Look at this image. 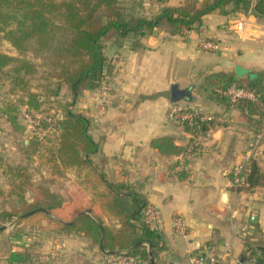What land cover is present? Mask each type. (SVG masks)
<instances>
[{
    "label": "crops",
    "instance_id": "obj_1",
    "mask_svg": "<svg viewBox=\"0 0 264 264\" xmlns=\"http://www.w3.org/2000/svg\"><path fill=\"white\" fill-rule=\"evenodd\" d=\"M184 1L169 0L168 4ZM239 17L247 20L241 36L230 25ZM203 41L218 42L220 49L206 50ZM140 42V47L132 49L126 42L111 40L104 50L114 67L108 81L110 89L106 93L101 88L84 90L74 107L89 118V134L108 159L103 170L109 180L138 187L145 200L160 211L162 240L153 255L155 264H188L190 253L212 247L221 257L219 264H236L244 256L245 241L264 247V136L253 159L260 177L254 184L246 183L235 190L230 172L258 132L252 114L236 102L219 98L215 93L219 83L211 76L222 73L250 80L264 73V18L250 11L221 14L216 10L203 17L198 30L170 35L155 28ZM173 85L188 89V97L173 102ZM99 104L104 107L101 114ZM173 105L194 107L212 120L209 131L196 139L198 148L189 153L185 151L192 144L191 134L167 116ZM4 133L12 138L2 137ZM162 136L171 137L175 146L185 150L162 153L152 147L151 140ZM0 140V151L8 146L7 151L0 152V162L6 160L7 166H17L9 157L17 132L3 116ZM21 156H27L24 149ZM183 156L187 176L181 179L171 167ZM77 172L73 166L65 176L56 178L53 190L62 197L63 207L95 205L103 225L120 228V223L107 218L99 202L78 182ZM25 199L32 201L26 194ZM86 210L92 214L87 207L80 214ZM177 217L184 222V232L174 227ZM44 235L40 252L51 253V259L49 254L45 256V264H102L106 255L101 244H92L82 232L57 230L49 238V234ZM225 245L230 249L228 255Z\"/></svg>",
    "mask_w": 264,
    "mask_h": 264
},
{
    "label": "trees",
    "instance_id": "obj_2",
    "mask_svg": "<svg viewBox=\"0 0 264 264\" xmlns=\"http://www.w3.org/2000/svg\"><path fill=\"white\" fill-rule=\"evenodd\" d=\"M155 1L159 3V8L155 14L147 17L129 11L119 0H0V31L4 38L19 54L29 49L42 53L49 65L44 78L54 83L51 87L47 86V92L33 90L29 87L28 76L37 71L34 63L1 51L0 79L2 71L9 68L10 81L19 91L24 92V100L20 101L24 106V115L33 120L36 116L34 114L42 111L44 96L59 97L56 103L60 112L56 117L49 116V120H53L52 125L43 127L60 132L56 145L52 147L54 150H46L48 141L44 137L45 130L37 125L36 130H31L25 146L28 158L37 155L52 161L55 172L61 175L64 169L77 167L78 182L99 202L107 218L116 219L120 223V228L103 225L95 205L73 207L69 221L75 219L86 207L91 209L92 214L82 213L72 224L69 221L53 222L59 228L82 232L92 244H101L104 250L125 251L147 260L148 264L149 247L155 255L161 248L162 240L161 229L151 227L146 220L145 210L150 204L140 194L138 187L108 179L103 170L108 159L102 154L99 143L89 134L88 116L72 109L84 90L100 89L109 81L114 67L111 59L105 55L103 40L112 38L116 43L126 42L135 49L141 46V37L155 28L164 29L170 35H182L185 31L198 30L203 17L216 10L221 14L250 11L264 18V0H202L200 4L196 0H185L178 5L168 4L169 0ZM11 64L12 67H9ZM211 77L218 81L217 88L220 89L234 83L255 91L256 97L253 100L242 99L236 104L254 116L256 131L259 132L264 117V79L243 80L222 73ZM63 88L69 101H65L61 95ZM215 93L219 98L228 100L227 96ZM18 113V106L9 101L0 105V116L8 118L15 128L20 127L24 131L26 127L18 125ZM201 116L202 113L197 112L190 120H180L192 136L190 143L209 131L212 120H203ZM150 144L162 153H181L185 150L175 146L173 139L168 136L154 138ZM177 164L178 161L171 169ZM185 165L176 173L181 179L187 176ZM25 170V166H7L11 184L6 196L11 198V203L20 205L22 210L4 212L1 216L22 214V220L36 216L49 218V214L60 216L62 197L52 192L44 182L36 185L30 183V176ZM259 177L256 163L251 160L246 183L254 184ZM26 188L34 192L30 202L25 199ZM245 246L251 249V255L257 263H264V247H254L247 241ZM28 256L27 252L11 251L6 262L25 264L29 260Z\"/></svg>",
    "mask_w": 264,
    "mask_h": 264
},
{
    "label": "rangeland",
    "instance_id": "obj_3",
    "mask_svg": "<svg viewBox=\"0 0 264 264\" xmlns=\"http://www.w3.org/2000/svg\"><path fill=\"white\" fill-rule=\"evenodd\" d=\"M121 2V5L128 9L129 11H132L136 14H142L144 16L150 17L153 14L156 13L155 8L159 6V3H157L155 0H119ZM198 1V0H196ZM112 38H108L103 40L104 47L111 41ZM221 46V45H220ZM0 51L3 53H6L11 56H17L23 59H27L34 63L36 66L37 71L33 73L32 75L28 76L29 81V87H31L33 90L37 91H45L47 86H52V83H54L52 80H45L46 71H49V65L47 64L48 60L45 58V56L42 53H38L33 51L32 49L27 50L24 53H20L11 45V43L4 38L3 32L0 31ZM13 64H11L9 67H12ZM8 69H5L2 71L1 79H0V105L5 103L6 101H9L13 103V105H17L19 109L18 113V125L26 127V130L21 131L20 127L15 128V131L17 132V140L14 143V152L10 149V163H17V166H25L28 167V171L25 170V173H27L28 177L30 176V183L33 185H36L40 182H44V184L47 185V187L54 192L53 188L56 186V178L60 176H65V173L68 171L69 168L64 169L63 174L61 173L57 174L55 172V166L53 165L52 161H46V159H42L41 157H38L37 155H34L35 157L28 158V156H24V158L21 156V150H25V144L23 143L24 139H29L31 130H36L38 127H46L48 125H52L53 120H49V116H55L60 111L58 110L57 106V99L56 98H49L50 96H44L42 98V101H44L42 108L40 112L37 114H34V120L26 117L24 115V106L21 105L22 100H24V92L19 91L16 87H14V84L12 81H10V74L8 72ZM14 88V89H13ZM63 99L65 101H69V97L67 95V92L65 89H62ZM81 96L77 99L76 104H78ZM73 111H76V108H72ZM83 113V112H82ZM30 119V120H29ZM30 126V127H29ZM45 130V138L47 139L48 143L46 144V150L51 149L56 145V141H58L59 134L57 130ZM42 134V133H41ZM7 133L2 134V137H7ZM12 137L8 136V139L10 140ZM1 141V140H0ZM14 142V141H13ZM12 142V143H13ZM1 143V142H0ZM8 146H2V150L7 151ZM54 150V148H52ZM0 151V152H1ZM7 153V152H6ZM48 154H46L47 157ZM7 156V158H9ZM12 159L15 161L13 162ZM7 161L3 160L0 162V264H7L6 260L9 256V253L12 251H20V252H27L30 256L29 262L26 261L25 264H44L46 259V255H48V258H50V252L48 253H42L40 252L41 244L44 245L43 241H41L43 238H46L44 234H49L47 238L51 237V235H54V232L57 230H64L67 231V229L59 228L57 225L53 222L59 221L62 223H68L69 219H71V209L72 205L68 204L66 207H63L60 216H56L54 214H49V218H44L42 216H36L32 219L22 220L23 217L22 214L18 215H9V216H1L4 212H13L15 210L21 211L22 208L20 205L11 203V198L6 196V193L10 189L11 184V175L7 172ZM104 168V167H103ZM46 173H41V170H45ZM6 171L7 173H3V171ZM2 171V172H1ZM107 175V174H106ZM43 176V179L39 180L40 177ZM39 177V178H38ZM33 179H36L33 181ZM108 179H111L108 177ZM25 194L28 196H33L34 192L30 188H26ZM56 193V192H55ZM78 216V215H77ZM75 217V220L77 218ZM49 220V221H48ZM51 220V221H50ZM70 222V221H69ZM72 231V230H69ZM43 235L45 237H43ZM97 246V245H96Z\"/></svg>",
    "mask_w": 264,
    "mask_h": 264
},
{
    "label": "built area",
    "instance_id": "obj_4",
    "mask_svg": "<svg viewBox=\"0 0 264 264\" xmlns=\"http://www.w3.org/2000/svg\"><path fill=\"white\" fill-rule=\"evenodd\" d=\"M231 30L237 35H243L247 25V20L245 17H239L231 21ZM202 47L206 50H218L220 49V44L215 41H203ZM110 89L109 83L103 84L101 90L103 93H106ZM219 93L228 97V100L232 103H235L239 100H253L256 97L255 91L251 89H246L236 84L232 83L224 89H219ZM188 108V109H187ZM182 108L177 105H173L167 113V116L170 120L180 122V120H190L193 115L199 112L194 107ZM104 111L102 104H99L98 112L101 114ZM28 117L27 115H25ZM29 118V117H28ZM201 119H208L207 116L202 115ZM30 120V119H29ZM38 133V132H37ZM39 135L41 133H38ZM264 136V117L262 119V125L259 132L257 133L254 142L251 144L247 153L244 155L242 160L234 165L230 174H231V185L236 190L239 187L246 184V174L249 170L251 160L254 159V156L259 152V145L261 138ZM199 146V142L195 140L187 150L186 153L194 151V147ZM184 156L178 161V164L173 168L174 171H179L184 166ZM145 217L149 225L154 228H161V216L160 211L148 205L145 210ZM174 227L176 230L181 232L185 231L184 222L181 218L177 217L174 221ZM224 253L226 255L230 254V249L228 245L224 247ZM221 257L219 256L215 247L210 248L206 251H196L190 253L186 261L188 264H219ZM102 264H148L147 260L142 259L135 255L127 254L125 251H117L115 254H106L103 258ZM241 264H259L251 255V249L246 248L244 253V260ZM264 264V263H263Z\"/></svg>",
    "mask_w": 264,
    "mask_h": 264
},
{
    "label": "water",
    "instance_id": "obj_5",
    "mask_svg": "<svg viewBox=\"0 0 264 264\" xmlns=\"http://www.w3.org/2000/svg\"><path fill=\"white\" fill-rule=\"evenodd\" d=\"M263 75L264 73H259L258 75V78L259 79H263ZM189 95V92H188V89H178L177 86L173 85L170 89V99L173 101V102H177L178 100H181V99H186ZM86 213H90V210H86L84 211ZM31 212H29L28 214H30ZM72 224V222L70 223ZM139 244V243H137ZM136 244V245H137ZM101 249L103 250L102 246H101ZM106 254H115L117 253V251H105ZM149 263L150 264H155L154 262V257H153V252L151 250V248L149 247ZM244 260V256L242 255L236 264H241Z\"/></svg>",
    "mask_w": 264,
    "mask_h": 264
}]
</instances>
